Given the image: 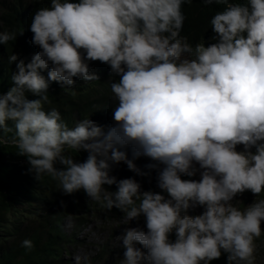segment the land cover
I'll return each instance as SVG.
<instances>
[{
	"label": "clouds",
	"instance_id": "9594fccd",
	"mask_svg": "<svg viewBox=\"0 0 264 264\" xmlns=\"http://www.w3.org/2000/svg\"><path fill=\"white\" fill-rule=\"evenodd\" d=\"M184 3L191 0L37 7L28 28L39 51L7 56L15 68L0 92V145H14L37 180L49 176L65 194L83 190L102 209L121 210L119 264H210L222 254L228 264H256L264 232V0H202L222 8L196 42L182 35ZM22 34L0 31V43ZM100 63L109 67L113 122L85 115L69 126L51 106L50 84L69 91L98 80L92 65ZM141 156L149 158L143 166ZM121 162L134 175L113 174ZM153 170L160 191L136 178ZM245 191L255 199L242 207ZM21 244L34 247L30 238Z\"/></svg>",
	"mask_w": 264,
	"mask_h": 264
},
{
	"label": "trees",
	"instance_id": "16d2710c",
	"mask_svg": "<svg viewBox=\"0 0 264 264\" xmlns=\"http://www.w3.org/2000/svg\"><path fill=\"white\" fill-rule=\"evenodd\" d=\"M49 2L50 0H0V31L13 28L23 31L15 42L9 41L8 45L0 43V92L11 86L9 77L15 68V63H8L7 56L15 51L20 57L31 59L39 51V47L31 42L33 34L28 25L33 11ZM183 5L186 20L182 35H187L192 42L208 37L211 30L208 21L216 11L221 10L222 5L220 8L215 4L204 5L202 0H191V3ZM92 71L97 72L100 79L77 81L69 91L61 89L57 82L50 84L51 106L59 108L69 126L85 115L91 116L101 125L113 122L114 102L107 82L109 67L100 63L95 69L92 65ZM29 98L35 97L29 93ZM96 106L101 108L94 111ZM7 135L11 136L12 133ZM87 155V151L81 150L75 158L82 161ZM148 162L147 157L137 159L140 166ZM28 169L26 157L18 155L14 145H0V264H75V248L86 241L83 232L95 222L94 218H99L100 222H111L110 236L115 233L118 228L116 222L123 215L121 210L115 207L110 211L102 209L83 190L65 194L58 189L54 179L45 175L39 181ZM113 174L118 178L134 175L123 162L114 168ZM136 178L145 189L160 191L156 185L155 170L151 176ZM107 187L115 189V185ZM237 199L243 207L255 199V194L245 191ZM25 238L32 239L34 243L30 251L21 244ZM256 243V264H264V232L261 237L256 238ZM120 245H113L110 241L102 242L97 245L96 251L84 255L86 260H82L81 264H119L124 252ZM210 264H228L226 254Z\"/></svg>",
	"mask_w": 264,
	"mask_h": 264
},
{
	"label": "rangeland",
	"instance_id": "374dc122",
	"mask_svg": "<svg viewBox=\"0 0 264 264\" xmlns=\"http://www.w3.org/2000/svg\"><path fill=\"white\" fill-rule=\"evenodd\" d=\"M198 178V177H195ZM202 211V208H198L196 210H193L191 214H197L198 212ZM95 222L91 224V226H88L83 234L86 235V241L83 243V245H80L79 247L75 248V253L81 254L82 257L86 253L94 252L97 250V245L105 242V241H110L113 245H116V243L122 244V241L119 242L117 240V236H119L123 230L124 226L118 227L115 233L110 236V227H111V222H100L99 218H94ZM136 221L132 222V225L130 226H135ZM141 225L144 224L143 218L139 221ZM73 255V259L75 261V257Z\"/></svg>",
	"mask_w": 264,
	"mask_h": 264
}]
</instances>
